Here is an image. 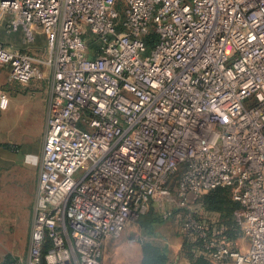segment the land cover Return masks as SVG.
I'll return each mask as SVG.
<instances>
[{"label": "built area", "instance_id": "built-area-1", "mask_svg": "<svg viewBox=\"0 0 264 264\" xmlns=\"http://www.w3.org/2000/svg\"><path fill=\"white\" fill-rule=\"evenodd\" d=\"M0 16L24 45L0 43L9 81L46 71L51 89L28 255L11 264H102L153 202L187 210L210 264H264V0H0ZM217 188L245 251L192 216Z\"/></svg>", "mask_w": 264, "mask_h": 264}, {"label": "rangeland", "instance_id": "rangeland-1", "mask_svg": "<svg viewBox=\"0 0 264 264\" xmlns=\"http://www.w3.org/2000/svg\"><path fill=\"white\" fill-rule=\"evenodd\" d=\"M1 17L0 28L4 23ZM35 46H38V49L34 53L43 55L45 39L42 33H38ZM0 73V91L6 92L9 96L7 108L0 117V147H8L13 151L20 147L18 157L22 156L27 164H33L36 160L37 145L40 147L41 142L43 143L46 119L45 104L41 100L40 94L27 92L37 88L35 82L27 83L29 85L27 88H24L23 85H9L8 69L1 68ZM43 75L40 80L42 81V88L45 89L49 83L48 74L44 71ZM9 88L12 89L9 90ZM17 91L19 93L12 96L10 100V94L12 95L10 92ZM4 175L5 171L0 170V179ZM28 179L29 177L19 178V171L14 167L9 171L7 177L10 182H7V187L0 193V263L9 262L13 257L22 262L26 260L30 236L29 228L33 217V201L27 189L29 186ZM202 197L201 194L196 199H192L193 201L190 203L193 208L192 216L208 228L213 225L216 230L219 228L221 216L219 213L207 211L202 202ZM229 198L230 202L238 203L232 189H229ZM187 216V210L179 207L175 202L163 205L153 202L144 215L134 217L126 223L120 240L125 231L130 229L132 230L130 240L135 244L140 243L143 235H147L158 242L174 237H186L193 241L192 237L183 229ZM234 220L232 233L235 239L231 242L228 241L229 247L234 250L245 251L248 240L244 235L241 223L235 219V216ZM140 227L143 231H138ZM221 229L220 227L217 230L219 234ZM124 255L125 252L122 251L117 254L110 251L108 254L105 252L103 264H119V260Z\"/></svg>", "mask_w": 264, "mask_h": 264}, {"label": "crops", "instance_id": "crops-1", "mask_svg": "<svg viewBox=\"0 0 264 264\" xmlns=\"http://www.w3.org/2000/svg\"><path fill=\"white\" fill-rule=\"evenodd\" d=\"M8 16H2V19L4 20L3 28H0V43L3 44L7 48L11 49H24V45L21 41L22 36L20 33H8L6 30V20ZM37 47V48H36ZM34 51L38 49V46H35ZM5 68V67H1ZM0 68V69H1ZM1 76V73H0ZM38 80V81H37ZM32 82H35V88L34 90H28V93H36L40 94L41 100L45 104V113L47 117L48 113V106H49V99H50V80L48 79V85L45 89L41 86V80L40 79H33ZM9 82V81H8ZM9 85H21L10 81ZM29 85L25 84L23 85L24 88H27ZM12 88H9L11 90ZM15 89V88H14ZM18 89V88H17ZM19 91V90H18ZM10 92V100L12 96H15L19 92ZM33 91V92H30ZM6 93V92H5ZM8 96V94L6 93ZM9 99V96H8ZM1 117V115H0ZM46 121V119H45ZM45 126V125H44ZM42 145H37V151H36V160L33 164H27L24 160V157L22 156L19 158L18 155L20 153V147L13 151L10 148L6 147H0V170L5 171V175L2 179H0V193L3 192V190L7 187V182H10L7 180L9 171L13 169L14 167L17 168L19 171V178L23 177H29V186H28V192L29 195L33 201V206L35 202L36 192H37V184H38V176H39V170H40V161H41V153H42ZM143 231L142 227L138 229V231ZM31 231V225L29 228V234ZM132 230H127L123 234L121 240L120 238L117 240H108L104 243L103 246V257H102V264L105 252L106 254L110 252L118 253L120 251L125 252L124 257H122L119 260V264H140L141 262V242L143 243H151L154 245H157L161 248L166 249L167 257H168V264H190L189 260L182 254L181 248L183 244L182 237H174L173 239L165 240V241H156L154 239H151L147 235H143V238L140 239L139 244H135V242H131L130 237ZM138 235V234H137ZM142 235V234H141ZM140 235V236H141ZM121 237V236H120ZM30 238V236H29ZM17 242V241H16ZM16 242H13L14 244ZM29 248V246H28ZM27 255H28V249H27ZM26 255V259H27ZM13 259H16L13 257Z\"/></svg>", "mask_w": 264, "mask_h": 264}, {"label": "trees", "instance_id": "trees-1", "mask_svg": "<svg viewBox=\"0 0 264 264\" xmlns=\"http://www.w3.org/2000/svg\"><path fill=\"white\" fill-rule=\"evenodd\" d=\"M156 42V35L150 32L146 38L145 43L148 48H151ZM202 202L207 211L220 214V225L216 230L211 225L210 231L217 232L218 237L229 246L228 241L235 239L233 235L234 230V213L239 208L238 203L230 202L229 189L228 188H217L210 190L202 194ZM183 244L181 248L182 254L189 260L190 264H210L208 259L202 254V243L199 241H190L186 237H182ZM193 240V239H192ZM53 245L52 241L46 243L45 249L43 250V256L46 255L47 250ZM234 250V249H233ZM14 261L1 262L0 264H11ZM140 264H168V257L166 249L161 248L151 243L141 242V262Z\"/></svg>", "mask_w": 264, "mask_h": 264}]
</instances>
